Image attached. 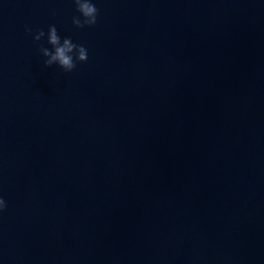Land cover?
I'll return each mask as SVG.
<instances>
[{
  "label": "water",
  "instance_id": "water-1",
  "mask_svg": "<svg viewBox=\"0 0 264 264\" xmlns=\"http://www.w3.org/2000/svg\"><path fill=\"white\" fill-rule=\"evenodd\" d=\"M93 3L0 0V264H264V0Z\"/></svg>",
  "mask_w": 264,
  "mask_h": 264
},
{
  "label": "clouds",
  "instance_id": "clouds-1",
  "mask_svg": "<svg viewBox=\"0 0 264 264\" xmlns=\"http://www.w3.org/2000/svg\"><path fill=\"white\" fill-rule=\"evenodd\" d=\"M75 11L78 15H74L71 19L72 25L76 29L85 27H93L97 24L99 10L93 0H72ZM26 35H31L34 43H39L45 36L43 29H38L33 34V30L25 26ZM47 43L51 46L48 48L39 47V53L46 58L43 62L45 68L53 65L57 66L64 73H71L77 67V64L86 63L88 60V51L83 45L73 43L71 38L61 40L55 25H49L47 30ZM7 208L6 201L0 197V213Z\"/></svg>",
  "mask_w": 264,
  "mask_h": 264
}]
</instances>
